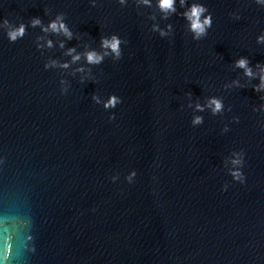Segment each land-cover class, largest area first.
Segmentation results:
<instances>
[{
	"label": "water",
	"instance_id": "1",
	"mask_svg": "<svg viewBox=\"0 0 264 264\" xmlns=\"http://www.w3.org/2000/svg\"><path fill=\"white\" fill-rule=\"evenodd\" d=\"M158 5L0 0V264H264V0Z\"/></svg>",
	"mask_w": 264,
	"mask_h": 264
},
{
	"label": "clouds",
	"instance_id": "2",
	"mask_svg": "<svg viewBox=\"0 0 264 264\" xmlns=\"http://www.w3.org/2000/svg\"><path fill=\"white\" fill-rule=\"evenodd\" d=\"M147 2V0H145ZM184 0H181V5H183ZM174 0H159V7L162 11H175L174 7ZM206 11V9L199 5V4H193L190 9L185 12L183 15L185 18L190 21V29L193 33H195L194 38H199L201 35L205 33L206 27L211 26V17L206 16L204 17L203 20H201V15ZM59 20V17L57 18ZM33 25L38 24V20L32 21ZM49 27L51 28L52 31L57 32V31H62L65 35H70L68 32L67 28L64 26L63 23H57V22H52ZM24 34V26L20 25L18 28H16L13 31L8 32V38L10 41H15L18 37H22ZM161 35H164L163 32H161ZM119 44L120 41L117 39L115 36L111 38V40H102V46L106 48H110L113 53H115L117 56L120 55L119 51ZM71 51V50H70ZM79 57H74L73 59H78ZM87 60L89 63H99L101 60V57L98 56L95 52H89L87 53ZM247 61L245 59H240L237 61V66L244 68L245 69V74L246 75H251L250 69L246 67ZM262 72H264V69H262ZM261 81L264 83V75L261 76ZM116 99L113 97L109 100L108 105L106 106H113L116 103ZM214 105L213 111H218L221 107L220 103L218 101L213 100L211 102ZM200 120L199 117L196 118L194 123H198ZM233 163H240L239 160L233 161ZM234 179H238L241 182H243V177L242 174L239 172H234L233 173Z\"/></svg>",
	"mask_w": 264,
	"mask_h": 264
}]
</instances>
